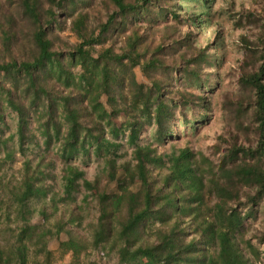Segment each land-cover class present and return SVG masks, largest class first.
Masks as SVG:
<instances>
[{"label": "trees", "instance_id": "1", "mask_svg": "<svg viewBox=\"0 0 264 264\" xmlns=\"http://www.w3.org/2000/svg\"><path fill=\"white\" fill-rule=\"evenodd\" d=\"M177 1L99 0L104 14L98 11V25L90 29L86 25L89 11L85 7L93 9L94 0H0L1 51L12 53L13 39L26 28L29 39L27 50L24 47L19 50L20 56H10L6 61L0 59V75H3L0 121L5 105L17 114L18 144L24 154L23 144L35 139L28 129L30 109L39 103L44 108L41 115L43 118L46 115V119L37 120V129H41L46 144L51 138L50 129L56 139L64 131L59 148L66 162L76 155L103 160L102 170L92 181L78 167L66 165L61 171V200H72L82 187L98 189L94 195L98 216L92 234L93 246L115 231L121 242L118 249L121 263H136L139 257H145L147 264H256L264 258V249L259 247L264 244V230H253L247 239L245 234L247 224L264 214V24L257 36L260 63L240 79L254 94L251 116L255 147L237 144L235 138L223 149L213 145L211 149L218 155L217 162L189 146L171 145L167 150L165 144L175 137L172 129L177 125L173 109L188 108L193 100L199 105L204 102L192 92L178 89L173 92L172 82L183 79L193 87L202 88L197 70L200 64L207 63L208 55L204 49L192 53L191 44L185 41L182 46L186 50L179 62L175 60L169 65L162 55L166 47L145 41L146 34L140 33L136 20L146 25L156 23L160 16L175 20L180 12ZM79 3L84 9L77 10L70 29L80 42L66 50L65 61L62 45H67L56 33L61 22L54 8L68 17L74 15ZM10 6H15L13 14L5 12ZM189 19L195 25L194 18ZM127 24H130L129 34H125ZM120 35L123 45L115 53L113 44ZM170 38L165 36L164 40H170L168 46L173 49L177 40L173 38L172 44ZM107 40L111 41L109 46L93 55L92 46ZM77 65L84 68L83 75L73 73ZM135 67L141 68L149 85L137 83ZM159 73H168L167 79L172 82L161 81L155 76ZM173 74L178 77L174 78ZM20 77L25 78L26 89L31 93L27 105L10 88H16ZM103 94L107 96L111 112L99 101ZM120 113L125 118L121 128L112 121ZM142 117L153 126L151 141L144 144L139 143L145 123ZM58 119L62 120L63 128ZM179 124L193 125L184 114ZM121 137H126L131 156L117 166L116 158L122 155L119 154L122 144L118 141ZM6 141L0 137V143ZM118 167L124 173L125 185L109 194L100 184L114 181ZM43 177V171L32 170L27 161L18 183L8 192L10 206L15 205L14 211L24 225L15 252L8 250L4 254L0 250V264H30L27 251L34 238V244L41 243L37 253L43 254L47 263L50 252L44 243L47 233L51 232L30 226L27 223L30 211L25 207L29 199L47 197L49 188L43 184ZM4 209L0 220L3 215V220L11 222L8 208ZM40 213L46 215L42 208ZM69 213L68 221H75V211ZM66 225L67 221L59 220L56 234L51 235L57 236ZM73 242L71 239L62 246L72 249Z\"/></svg>", "mask_w": 264, "mask_h": 264}, {"label": "rangeland", "instance_id": "2", "mask_svg": "<svg viewBox=\"0 0 264 264\" xmlns=\"http://www.w3.org/2000/svg\"><path fill=\"white\" fill-rule=\"evenodd\" d=\"M94 2L91 5L93 9L85 7V10L89 11L86 25L90 29H94L98 25L96 17L102 8L99 0H94ZM177 2L179 5L177 9L180 12L178 13L179 17L175 20L168 16H160L156 23L147 25L141 20H136V24H140V33L146 34L145 41L153 42L154 45L161 43L166 47L162 55L169 65H173L175 60L179 62L181 55L186 50V46H182L185 41L191 44L192 53L196 54V52L204 49L205 54L208 55L207 63L200 64V68L197 70L202 82L200 89L193 87L183 79H176L172 82L167 79L168 73L166 75L163 73L155 74L161 81L172 82L171 89L173 92L177 89L187 93L192 92L204 99L203 104L200 105L199 102L193 100V104L188 108L178 106L173 109L174 120L177 122V125L172 129L175 137L167 141L165 148L170 150L171 145H175L177 148L189 146L195 152L217 162L218 155H214L211 149L213 145H219L223 149L231 144L232 138H235L237 144L242 143L248 147H255L256 145L255 125L251 116L254 111V94L249 86L247 87L240 82V79L244 73H252L260 63V47L257 36L264 24V0H208L207 4H202L198 0H178ZM14 7H8L5 12L13 14L15 12ZM75 7L77 9L73 13L74 15L68 17L62 15L58 8H54L61 22V28L57 29L56 33L58 38L67 45V47L62 45L63 54L66 56L65 61H67L68 55L66 50L74 48L80 42L71 31L70 22L78 13L77 10L84 8L80 3ZM100 14L103 15L104 12L101 10ZM189 17L194 18L195 25L192 24V19ZM26 29L23 33L18 34L15 40L13 39L12 53L2 52L0 46V59L3 58L6 61L10 56H20L21 51L19 50H22L23 47L27 50L29 39ZM94 32L97 34V30ZM130 32V24H127L125 34ZM189 32L190 37L188 36ZM165 36L172 37L170 38L172 44L173 38L177 40L176 47L170 49L168 46L170 40L165 41ZM118 38L113 44L115 53H119L123 45L121 35ZM109 42L111 41L107 40L103 44L93 45L92 54L95 55L99 49L109 46ZM140 51L142 52V46ZM177 62L176 64H178ZM133 71L137 83L149 85V80L140 67H135ZM73 73L80 76L85 71L82 66L77 65L73 69ZM173 76L177 78L178 74H173ZM2 78L3 75L1 74L0 80ZM8 84L6 83V86ZM16 85V88L14 86L10 88L27 105L31 93L26 89L25 78L20 77ZM99 101L108 112H111L105 94L101 95ZM43 113L44 108L39 103L38 107L30 109L31 124L28 125V129L34 134L35 139L23 144V154L18 144L17 114L7 105L4 108L3 120L0 121V137L7 139V141L0 143V161H4L0 163V213L4 212V208H8L11 222H6L3 220V215L1 216L0 250L4 254L8 253V250L15 252V248L20 244L18 237L24 223L14 211L15 205L10 206L8 192L18 183L25 162L28 161L32 170L40 169L43 171V184L49 188V192L45 198H32L25 202L26 209L30 211L27 223L42 231L51 232L47 233L44 243L46 250L50 252L47 263H45L44 255L37 253L41 243L34 244L36 238L29 242L28 262L30 264L33 262L39 264H120L118 249L121 242L115 231H112L106 240L98 246H93L92 234L98 216L97 200L94 195L98 189L91 187L88 190L82 187L81 191L74 193L72 200H61L63 185L61 171L66 165L72 164L78 167L83 172L84 177L92 181L94 176L102 170L103 160L93 156L88 159L85 156L76 155L66 162L61 157L59 148L64 131L62 130L56 139L53 129H50L51 138L46 144L41 135V129H37V120L44 122L46 119L45 114L44 118L42 117L41 114ZM123 114L120 113L117 117L112 118L113 123L119 128L124 123ZM182 114L193 125L179 124ZM142 118L145 123L143 124L144 129L140 137V144L151 141L149 136L153 129L152 125L147 124L146 118ZM58 122L63 128L62 120L58 119ZM197 122L199 123L197 124ZM125 134L127 133L125 132ZM118 141L122 144L119 151V154L122 155L116 158L117 166L129 160L131 156V148L126 144V137H121ZM8 155L10 157H7ZM123 185H125L124 173L118 167L116 179L106 183L102 181L100 187L103 186L107 193L112 194L118 186ZM40 208L44 209L46 215L40 213ZM71 210L75 211L74 219L76 220L73 222L68 221ZM59 220L64 223L67 221V225L57 236L51 235L56 234ZM112 226L114 227L113 223ZM6 227L11 230H4ZM247 227L249 228L245 234V239L249 238V234L253 230H264V214L250 221ZM71 239L74 240V244H71L72 249L62 246V244L70 242ZM252 242L255 243V240L253 239ZM259 247L264 249V244L259 245ZM147 262L145 257H139L136 263L131 262L130 264H147ZM256 264H264V258Z\"/></svg>", "mask_w": 264, "mask_h": 264}, {"label": "built area", "instance_id": "3", "mask_svg": "<svg viewBox=\"0 0 264 264\" xmlns=\"http://www.w3.org/2000/svg\"><path fill=\"white\" fill-rule=\"evenodd\" d=\"M100 255H103V254H100ZM103 259H104V256H103ZM120 264H125V263H120Z\"/></svg>", "mask_w": 264, "mask_h": 264}]
</instances>
